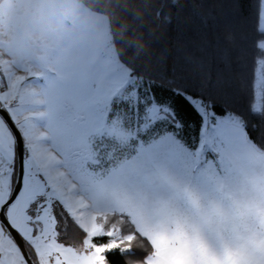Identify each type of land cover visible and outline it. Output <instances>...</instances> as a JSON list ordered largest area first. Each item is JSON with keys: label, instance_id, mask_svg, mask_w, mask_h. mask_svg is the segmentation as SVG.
<instances>
[{"label": "snow or ice", "instance_id": "obj_1", "mask_svg": "<svg viewBox=\"0 0 264 264\" xmlns=\"http://www.w3.org/2000/svg\"><path fill=\"white\" fill-rule=\"evenodd\" d=\"M152 17L149 47L103 79L0 66V264H153L131 244L168 184L264 153V0H156Z\"/></svg>", "mask_w": 264, "mask_h": 264}, {"label": "rangeland", "instance_id": "obj_2", "mask_svg": "<svg viewBox=\"0 0 264 264\" xmlns=\"http://www.w3.org/2000/svg\"><path fill=\"white\" fill-rule=\"evenodd\" d=\"M11 64L34 68L67 65L100 79L117 68L124 69L108 16L78 0H0V66ZM236 170L229 181L213 180L202 186L173 179L148 218H137L138 232L154 245L149 257L153 264H233L223 254L224 236H234L237 231L234 223L229 224L228 204L234 207L240 201L236 194L228 198V191L239 180L248 188L250 218L258 223L244 243L249 249L258 237L263 251L258 264H264V197L258 198L254 189L264 193V153L239 159ZM235 241L229 243L236 245ZM246 258L234 264H253L256 256Z\"/></svg>", "mask_w": 264, "mask_h": 264}, {"label": "trees", "instance_id": "obj_3", "mask_svg": "<svg viewBox=\"0 0 264 264\" xmlns=\"http://www.w3.org/2000/svg\"><path fill=\"white\" fill-rule=\"evenodd\" d=\"M91 10L105 14L109 18L112 41L119 60L124 63L126 57L136 55L149 47L146 33L149 28L153 30L152 13L155 11L156 0H78ZM246 9L250 6L245 5ZM254 23V15L252 18ZM162 46H170L168 40L162 41ZM71 231V230H70ZM139 233V232H138ZM128 247V245L124 246ZM131 247L140 252H154L153 243L140 233L132 239ZM111 264H144L143 254L136 256L113 255Z\"/></svg>", "mask_w": 264, "mask_h": 264}, {"label": "crops", "instance_id": "obj_4", "mask_svg": "<svg viewBox=\"0 0 264 264\" xmlns=\"http://www.w3.org/2000/svg\"><path fill=\"white\" fill-rule=\"evenodd\" d=\"M264 172V171H263ZM264 177V175H263ZM240 181L239 180V183L238 184H232L230 185L229 187V197H232L233 194H236L238 196V200L240 201V205H231V204H228V212L230 213V221L229 224L230 226H232L231 224H233L235 226V229H237V231L235 232V235L231 236L230 234H226L224 236V239H225V256L226 257H231L232 258V262L233 264L236 262H244L245 261V258H246V255H253V256H256V259L254 260L253 264H258V257L259 255H261L263 253V251L259 248V245H258V237L255 236V241L253 242H256L255 245H252L251 247L248 248V246H246V244L244 243V241H247L248 242V233L250 232V230L252 229H256V226L258 227V223H255L254 222V219H251L250 218V211L248 210V206H247V203L249 202L247 200V186L245 184H240ZM254 189H255V194L258 198H263L264 197V193H261L260 192V188H257V191H256V186H254ZM234 198L236 196H233ZM237 210V212H236ZM234 211V212H233ZM258 213V211H256ZM223 213V211H222ZM252 225H254L255 227L252 228ZM258 236V235H257ZM236 240L235 242L237 243L236 245H233L232 243L230 244L229 242H232ZM232 246H235V250ZM247 249V250H246ZM220 254H222L220 252ZM235 259V260H233ZM247 260V258H246Z\"/></svg>", "mask_w": 264, "mask_h": 264}]
</instances>
